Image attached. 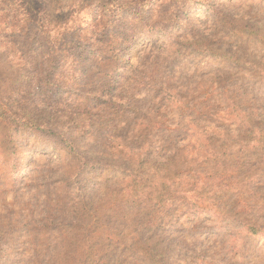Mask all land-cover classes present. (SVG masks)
Masks as SVG:
<instances>
[{"label": "rangeland", "instance_id": "obj_1", "mask_svg": "<svg viewBox=\"0 0 264 264\" xmlns=\"http://www.w3.org/2000/svg\"><path fill=\"white\" fill-rule=\"evenodd\" d=\"M0 264H264V0H0Z\"/></svg>", "mask_w": 264, "mask_h": 264}]
</instances>
